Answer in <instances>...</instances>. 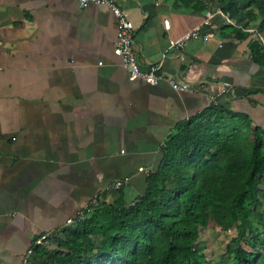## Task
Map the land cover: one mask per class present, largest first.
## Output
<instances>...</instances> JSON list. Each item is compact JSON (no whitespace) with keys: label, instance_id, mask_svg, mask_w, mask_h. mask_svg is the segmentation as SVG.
Returning <instances> with one entry per match:
<instances>
[{"label":"crops","instance_id":"obj_1","mask_svg":"<svg viewBox=\"0 0 264 264\" xmlns=\"http://www.w3.org/2000/svg\"><path fill=\"white\" fill-rule=\"evenodd\" d=\"M115 2L134 23L142 67L159 65V84L130 78L110 7L0 0V264H22L37 238L68 226L95 198L143 194L141 167L155 171L169 135L213 104L248 115L264 134V65L250 48L252 39L264 46L261 14L238 40L217 6ZM203 24L200 36L176 45ZM169 79L202 86L179 91Z\"/></svg>","mask_w":264,"mask_h":264},{"label":"trees","instance_id":"obj_2","mask_svg":"<svg viewBox=\"0 0 264 264\" xmlns=\"http://www.w3.org/2000/svg\"><path fill=\"white\" fill-rule=\"evenodd\" d=\"M245 1L248 5L241 6ZM257 1L177 0L193 8L217 6L235 22L231 29L238 40L252 34L248 27L259 14L264 27V4L258 7ZM250 48L255 62L264 65V46L252 39ZM161 152L143 194L127 201L121 189L113 204L100 202L80 222L36 245L30 264H221L196 248L209 226L219 233L234 230L229 264H259L264 257L262 130L248 115L213 104L180 123Z\"/></svg>","mask_w":264,"mask_h":264},{"label":"built area","instance_id":"obj_3","mask_svg":"<svg viewBox=\"0 0 264 264\" xmlns=\"http://www.w3.org/2000/svg\"><path fill=\"white\" fill-rule=\"evenodd\" d=\"M76 1L81 6H87L90 3H94V4L105 5L110 7L117 19V40L115 45V51L123 59V62L125 63L129 71L130 78L142 79L143 81H145L150 85H157L161 82L163 76L159 72V68H160L159 65H150L148 68L142 67L139 55L134 47L135 45L134 23L128 18L125 12L116 4L115 2L116 0H76ZM211 18H212V14L209 13L204 24L210 23ZM204 24L197 25L191 30L187 31L176 41V45L180 47L184 46L191 39L200 36L201 33L203 32ZM204 39L208 40L209 35L205 34ZM168 82L171 84V86L174 89L179 91L199 90L202 86L201 84L194 85L189 82L183 80H177V79H169ZM140 170L147 172V175L150 172L148 169H145L144 167H141ZM122 185H123V181H117L115 183L117 189L121 188ZM99 204L100 201L98 198L93 199L90 202V204L87 205L86 209L78 213L77 217L68 220V225H72L80 222L82 219L85 218L86 213L89 210H91L95 206H98ZM51 234L42 235L33 242V245L26 252L22 264L30 263L31 257L34 253L33 252L34 247L36 245H41L45 243Z\"/></svg>","mask_w":264,"mask_h":264},{"label":"rangeland","instance_id":"obj_4","mask_svg":"<svg viewBox=\"0 0 264 264\" xmlns=\"http://www.w3.org/2000/svg\"><path fill=\"white\" fill-rule=\"evenodd\" d=\"M234 234V230H230L228 233H219L216 226L203 228L201 238L198 240L196 248L204 252L209 259H213L215 262L229 264L230 254L227 251V245ZM55 249L56 245L53 244L51 250L55 251ZM259 264H264V257L260 260Z\"/></svg>","mask_w":264,"mask_h":264}]
</instances>
